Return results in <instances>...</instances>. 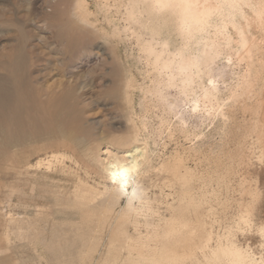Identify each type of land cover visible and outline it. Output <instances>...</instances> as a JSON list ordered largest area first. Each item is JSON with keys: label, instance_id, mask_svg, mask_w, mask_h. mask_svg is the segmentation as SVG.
I'll return each mask as SVG.
<instances>
[{"label": "bare ground", "instance_id": "obj_1", "mask_svg": "<svg viewBox=\"0 0 264 264\" xmlns=\"http://www.w3.org/2000/svg\"><path fill=\"white\" fill-rule=\"evenodd\" d=\"M98 1L109 26L110 6L122 14L124 25L113 24L109 37L132 36L147 82L130 75L120 84L127 133L117 142L108 139L98 122L83 119L86 85L38 81L32 63L50 66L43 50L51 48H33L18 31L0 56V166L11 177L4 185L10 210L18 198L24 212H7L0 254L27 246L40 260L44 248L52 251L55 264H264V0ZM62 11L60 27L108 39L91 20L85 0H73ZM203 31L200 63L182 54L184 41L171 50L170 32L187 38ZM40 53L42 59L32 62ZM220 57L233 67L235 79L223 88L211 68ZM135 91L159 104V126L170 127L172 113L182 123L185 114L197 118L192 130L178 126L189 142L187 153L162 158L156 152L155 134H147L144 114L134 110ZM178 104L181 111L175 112ZM237 109L251 112V128L237 137L223 131L221 142H235L225 152L211 144V135L218 131L215 123L220 128L231 123ZM101 144L108 147L104 159ZM120 171L126 176L114 178ZM37 197L51 204L55 233L41 232L40 205L33 208L35 217L29 214Z\"/></svg>", "mask_w": 264, "mask_h": 264}, {"label": "rangeland", "instance_id": "obj_2", "mask_svg": "<svg viewBox=\"0 0 264 264\" xmlns=\"http://www.w3.org/2000/svg\"><path fill=\"white\" fill-rule=\"evenodd\" d=\"M72 1L73 0H4V2L0 4V56L7 52V48L11 44L16 42V38L19 36V30L22 33L21 39L25 40L26 43H29L33 48L44 49V46L48 45L51 49L48 50L45 48L43 52L46 53V56L50 60V66H46V61L44 60L37 64L32 63V70L38 71L36 77L37 80L41 82L45 79L48 85L59 80L65 81V79L85 84L86 87L82 92V97L85 101L81 105V108H83L84 111V121L86 123L93 121L98 122L105 130V136H107L108 139L117 142L119 137L126 135L128 128L125 119L128 107L118 95L120 84H122L126 76L130 77V75L135 78L134 80L137 83L147 82V80H143L142 78L143 75L145 76L146 74L144 71L146 63L142 54L137 50L134 39L130 34H122L123 37H121V39L123 38L124 41L120 39L111 40L112 38L109 37L114 26L113 24L120 27L124 25L122 14L120 12H118L120 15L116 13L112 6H110V10L107 13L110 19L113 16L112 14H114V19L112 18L113 23L109 26L104 18V13L99 11V1L85 0L88 9L91 12V20L96 23L101 33L104 32L107 35V40L102 39L99 35L94 36L86 32H76L70 30L67 25H62L60 27V24H56L57 22L64 20L65 16L62 10L65 8L68 10ZM55 8L56 11H54ZM170 33L169 39L171 42V50L175 49L181 42H185L182 54L193 61L200 63L202 59V51L206 42L207 31H203L187 38ZM67 35L69 37H67ZM39 38L42 40V43L37 42V39ZM68 38H70V46L67 45ZM117 42L119 43L117 44ZM35 56H38L40 59L43 57L41 53L34 54L32 56V62ZM70 67L72 75L71 77L66 78L65 73H68ZM211 68L212 73L217 77L220 88H223L226 84L229 85L235 83V79L231 76L233 67H227L224 58L220 57V59H216L211 65ZM33 78L35 79V77L31 78L34 81ZM140 78L142 79L139 80ZM203 79L204 77H201L199 78V81H203ZM34 86L37 87V84L34 83ZM112 93H114V95L115 93L117 94L116 99L112 98ZM169 93L172 99L176 97L174 91L170 90ZM142 97L143 96L138 91H135L133 107L138 115L144 114L143 120L147 122L149 131L147 134L151 136L155 134L154 137L157 141L156 152L161 153L162 158H166L178 152H181V154L187 153L189 142L184 141L183 136L178 130V126L183 125L188 130H192L198 125L197 118L185 114L183 115L185 124L179 121V115L177 116V114L172 113L169 114L170 116L168 118L170 127H167V125L159 126L160 118L162 117L161 107L154 98L151 99L147 97L148 99L143 100ZM147 104L149 105V108L146 112L145 105ZM176 109H180L181 111L179 104L175 108V112ZM245 113L246 111L244 112L242 109H237L234 112L232 122L223 126L221 125V128L219 126L222 123L217 121L215 123V128H218V131L216 132V130H214L212 132L211 144L216 147L220 146L225 152L231 151L235 142H221L220 138L223 135V131L227 132V129L228 132L230 131V137H237L245 130H249L251 128V112L247 111V113ZM194 122L196 124H194ZM203 129V131H207L206 127ZM157 130H161L160 136L156 135ZM214 132L216 133L214 134ZM216 139H218V141ZM216 142H218L217 145H215ZM101 145L99 158L104 159L106 156L105 150L108 147L106 144ZM72 152L73 151H67L66 154L71 156ZM34 159L33 156L31 161L34 162ZM79 161L84 165L83 163L85 162L82 158H79ZM64 162L66 165L70 166L73 164L68 158H65ZM16 169L18 170V167H16ZM80 173L82 175V171H80ZM6 174L7 170L5 169V165L1 163L0 245L2 246L6 245L1 236L5 225V216L8 211H12L7 203L4 186L6 183H9L11 177L8 178ZM61 178L65 179L66 177L62 176ZM64 179L62 181L63 184L66 183ZM37 186V184L33 185V193L36 195L39 193L37 191ZM237 196L238 195L235 192L233 198H236ZM17 201L18 198H14V214H22L24 211L18 206ZM36 204L41 206L39 208V214L36 215L37 219H39L38 223L42 226L45 225V228H43L41 232L46 235L55 233L58 227L50 224V220L53 217L51 204H46V201L43 198H35L34 203H32V206L29 208V214L32 216L35 215L33 208ZM260 210L262 211L264 208ZM28 248L29 247L24 246L20 248L18 247V249L13 248L5 251L3 254H0V264H55L56 260L52 251L48 249L45 251L44 248V258L40 260L36 259L31 249Z\"/></svg>", "mask_w": 264, "mask_h": 264}, {"label": "snow or ice", "instance_id": "obj_3", "mask_svg": "<svg viewBox=\"0 0 264 264\" xmlns=\"http://www.w3.org/2000/svg\"><path fill=\"white\" fill-rule=\"evenodd\" d=\"M114 178H124L126 173L124 171L113 173Z\"/></svg>", "mask_w": 264, "mask_h": 264}]
</instances>
